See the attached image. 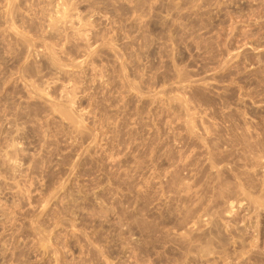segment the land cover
<instances>
[{
    "label": "rangeland",
    "instance_id": "374dc122",
    "mask_svg": "<svg viewBox=\"0 0 264 264\" xmlns=\"http://www.w3.org/2000/svg\"><path fill=\"white\" fill-rule=\"evenodd\" d=\"M0 264H264V0H0Z\"/></svg>",
    "mask_w": 264,
    "mask_h": 264
},
{
    "label": "bare ground",
    "instance_id": "6f19581e",
    "mask_svg": "<svg viewBox=\"0 0 264 264\" xmlns=\"http://www.w3.org/2000/svg\"><path fill=\"white\" fill-rule=\"evenodd\" d=\"M206 145H207V144H206ZM213 155H214V154H213ZM190 156H191V155H190ZM205 159H206V158H205ZM196 160H197V159H196ZM187 161H188V160H187ZM184 162H185V161H184ZM194 162H195V161H194ZM209 162H210V161H209ZM211 162H212V161H211ZM200 163H201V162H200ZM198 164H199V163H198ZM190 166H191V165H190ZM199 166H200V165H199ZM205 166H206V165H205ZM212 167H213V166H212ZM194 170H195V169H194ZM216 170H217V169H216ZM184 171H185V170H184ZM185 172H186V171H185ZM190 172H191V171H190ZM198 172H199V171H198ZM200 173H201V172H200ZM155 174H156V173H155ZM174 175H175V174H174ZM175 176H176V175H175ZM185 177H186V176H185ZM197 178H198V177H197ZM200 179H201V178H200ZM196 180L198 181V179H196ZM197 181H196V182H197ZM194 183H195V182H194ZM179 184H180V183H179ZM180 185H181V184H180ZM183 185H184V184H183ZM177 186H178V185H177ZM190 189H191V188H188V190H187V191H188V194H189V192L191 191ZM184 190H186V189H184ZM208 191H209V190H208ZM183 192H184V191H183ZM193 192H194V191H193ZM186 193H187V192H186ZM198 194H199V193H196V192H195V194L192 193V194H189V195L186 194V196H183V195H182V192H179L175 197H173V200H175V201L177 200V201L183 202V204H184L185 206H187V208L193 206V210H192V209L189 210V211H190L189 215H186L185 218H183V221H182L183 223H180V224H183V225H184V224L189 223V224L191 225L190 221H191L192 218L194 219V217H195L194 214H196V213L199 211V208L202 209V208H201L202 206L200 207V204H201V200H203V199H201V196H200V199H199L200 201L198 202V196H197ZM243 194H244V193H243ZM184 195H185V194H184ZM196 196H197V198H196ZM205 196H206V195H205ZM204 201H205V200H203L202 202H204ZM229 202H230V201H229ZM229 202H228V203H229ZM205 203H206V201H205L204 203H202V205L205 204ZM215 205H216V204H215ZM229 205H230V207H231V208H230L231 210H230L229 212H227V214H229V216H230V215H232V214L234 213V212H233L234 206H233V203H231V204H229ZM178 206H179V205H178ZM239 206H240V205H239ZM179 207H180V206H179ZM215 207H217V205H216ZM183 208H184V207L182 206V209H183ZM205 208H206V207H205ZM207 208H211L210 210L208 209L210 212H211V210H214V207H208V205H207ZM212 208H213V209H212ZM217 208H218V207H217ZM183 210H184V209H183ZM187 210H188V209H187ZM187 210H186V211H187ZM191 210H192V211H191ZM178 211H179V210H178ZM189 211H187V213H188ZM204 211H206V210H204ZM214 211H215V210H214ZM180 212H181V211H180ZM184 212H185V211H184ZM210 212H208V213L210 214ZM181 213H182V212H181ZM185 213H186V212H185ZM200 213L202 214V212H200ZM214 213H215V214L217 213V214H216V216H217L219 212L216 211V212H214ZM209 214H208V216H209ZM211 214H212V213H211ZM211 214H210V215H211ZM213 215H214V214H213ZM221 215H222V213H221ZM180 216H181V215H180ZM206 216H207V215H206ZM216 216H215V217H216ZM219 216H220V215H219ZM222 216H223V215H222ZM183 217H184V215H183ZM211 217H213V216L211 215ZM217 217H218V216H217ZM195 218H196V217H195ZM219 218H220V217H219ZM193 219H192V221H193ZM197 219H200V218H197ZM206 219H207V218H206ZM208 219H210V216H209ZM213 219H214V218H213ZM211 220H212V219H211ZM192 221H191V222H192ZM215 222H217V221H215ZM218 222H219V220H218ZM218 222H217V223H218ZM258 222H260V221H258ZM200 223H201V222H200ZM217 223H215V224H217ZM219 223H220V222H219ZM223 223H224V222H223ZM245 223H246V222H245ZM189 224H188L187 226H189ZM192 224H195V226H196L197 223L192 222ZM210 224H211V223H210ZM212 224H213V223H212ZM180 226H181V225H180ZM205 226H206V225H205ZM205 226H203V227H205ZM214 226H215V225H214ZM217 226H218V224H217ZM219 226H220V225H219ZM203 227L200 226V228H203ZM206 227H207V226H206ZM209 227H210V226H209ZM209 227H207V228H209ZM182 228H183V227H182ZM200 228H199V229H200ZM214 228H215V227H214ZM216 228H218V227H216ZM184 229L186 230V226H185ZM187 229H188V228H187ZM238 229H239V228H238ZM189 230H190V229H188V231H189ZM197 230H198V229H197ZM201 230H202V229H200V232H199V230H198V232H199V233H198L199 236H198V234H197V236L200 237V238H198V240H199V242H200V241H202V242L204 241V242H205V239H208V237H206V235H210V234H208V233H210V232L213 234V232H212L213 230L208 229L209 231H206V228L203 229L202 232H201ZM182 231H183V230H182ZM186 231H187V230H186ZM203 231H206V232H203ZM190 232H191V231H190ZM190 232H189V233H190ZM196 232H197V231H196ZM187 233H188V232H186L185 235L188 236ZM191 233L193 234L194 231H192ZM200 233H201V234H200ZM183 234H184V233H183ZM183 234H181V235H182L181 238L184 239L185 241L183 242L182 245H183V246H186L187 250L192 251V249L195 248V246L193 245V243L196 242L197 239H194V238H193L194 236H193V237L191 236L192 239H191V240H187V239H186L187 236H183ZM195 234H196V233H195ZM195 234H193V235H195ZM220 234H222V233H220ZM237 234H238V233H237ZM190 235H191V234H190ZM197 236H196V237H197ZM245 236H246V235H245ZM241 237H242V236H241ZM241 237H240V238H241ZM259 237H260V236H259ZM187 238H188V237H187ZM237 238H238V236H237ZM193 239H194L195 241H194V242H191V241H193ZM209 239L211 240V238H209ZM244 239H245V238H244ZM223 240H224V239H223ZM223 240H222V241H223ZM242 240H243V239H242ZM207 241H209V240H207ZM213 241H214V240H213ZM237 241H238V240H237ZM237 241H235L236 244L240 242V241H239V242H237ZM197 242H198V241H197ZM202 242H201V243H202ZM209 242H210V241H209ZM224 242H225V240H224L222 243H224ZM226 242H227V241H226ZM207 243H208V242H207ZM213 243H214V242H213ZM233 243H234V240H233ZM241 243H242V241H241ZM241 243H239V244H241ZM256 243H257V242H256ZM205 244H206V243H205ZM205 244H203V245H205ZM225 244H227V243H224V245H225ZM234 244H235V243H234ZM236 244H235V245H236ZM239 244H238V245H239ZM251 244H254V243L251 242ZM206 245H207V244H206ZM193 246H194V248H193ZM197 246H198V245H197ZM199 246H200V245H199ZM207 246H208V245H207ZM207 246H206V247H207ZM240 246H241V245H240ZM243 246H244V245H243ZM223 247H224V246H223ZM225 247H226V246H225ZM197 248H199V247H197ZM197 248H195V250H196ZM207 248L209 249V247H207ZM234 248H235V247H234ZM241 248H242V247H241ZM204 249H206V248H203V247H202V249L200 248V250L197 249V250L200 252V254H202V255H201L202 257H204V256H205V257H206V256L208 257L209 255H211V253H210L211 250H210V249H209L210 251H209V250H204ZM239 249H240V247L238 246V250H239ZM244 250H245V249H244ZM198 251H196V252H198ZM212 251H213V250H212ZM239 251H240V253H241V252H242V249L239 250ZM187 252H188V251H187ZM192 252H194V251H192ZM199 252H198V253H199ZM214 252H215V251H214ZM214 252H213V253H214ZM213 253H212V254H213ZM251 253H252V252H251ZM188 254H189V253H188ZM196 254H197V253H196ZM214 254H216V252H215ZM214 254H213V255H214ZM243 254H245V253H243ZM243 254H242V255H243ZM216 255H217V254H216ZM246 255H247V254H246ZM201 256H200V258H201ZM236 256H237V255H236ZM251 256H252V254H251ZM205 257H204V258H205ZM207 257H206V258H207ZM238 257H239V256H238ZM187 258H188V257H187ZM195 258H196V257H195ZM208 258H209V257H208ZM246 258H247V257H246ZM250 258H251V257H250ZM202 259H203V258H202ZM259 260H260V259H259ZM187 263H188V262H187ZM197 263H198V262H197Z\"/></svg>",
    "mask_w": 264,
    "mask_h": 264
}]
</instances>
